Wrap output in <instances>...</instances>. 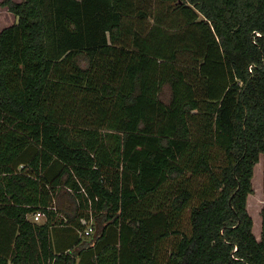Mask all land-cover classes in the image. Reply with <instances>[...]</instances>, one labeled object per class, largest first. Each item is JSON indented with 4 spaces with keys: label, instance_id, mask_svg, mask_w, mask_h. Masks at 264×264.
I'll return each instance as SVG.
<instances>
[{
    "label": "trees",
    "instance_id": "1",
    "mask_svg": "<svg viewBox=\"0 0 264 264\" xmlns=\"http://www.w3.org/2000/svg\"><path fill=\"white\" fill-rule=\"evenodd\" d=\"M1 6L0 264H264V0Z\"/></svg>",
    "mask_w": 264,
    "mask_h": 264
},
{
    "label": "rangeland",
    "instance_id": "2",
    "mask_svg": "<svg viewBox=\"0 0 264 264\" xmlns=\"http://www.w3.org/2000/svg\"><path fill=\"white\" fill-rule=\"evenodd\" d=\"M262 159H260V163L254 169V176L252 179V194L248 197L247 200V210L249 215L253 220V234L256 238L260 235V211L264 207V197L262 194ZM221 165L219 161L217 163ZM30 221H33L31 216H28ZM45 221L44 218H41L38 222L43 223ZM34 222V221H33ZM91 224H94L91 222ZM95 229V225L93 226ZM181 231L184 234H189L190 228L188 223V212H186L183 216V220L181 221ZM181 238V235H172L164 242V248L168 252L172 250L176 244V242Z\"/></svg>",
    "mask_w": 264,
    "mask_h": 264
},
{
    "label": "crops",
    "instance_id": "3",
    "mask_svg": "<svg viewBox=\"0 0 264 264\" xmlns=\"http://www.w3.org/2000/svg\"><path fill=\"white\" fill-rule=\"evenodd\" d=\"M3 1L4 0H0V31L2 29L6 28V27H9V26H11V25H13V24H15L17 22V19L11 13H9L6 8H4V7L1 6V3ZM12 1H14V2H21L22 0H12ZM35 214L29 215V216H31L32 219H33ZM41 218H44L43 215H42ZM33 221H34V219H33ZM39 221H37L36 223H38ZM40 224H42V223H40Z\"/></svg>",
    "mask_w": 264,
    "mask_h": 264
},
{
    "label": "built area",
    "instance_id": "4",
    "mask_svg": "<svg viewBox=\"0 0 264 264\" xmlns=\"http://www.w3.org/2000/svg\"><path fill=\"white\" fill-rule=\"evenodd\" d=\"M41 217H42V214H41V213H36V214L34 215V218H33V219H34V222L39 221ZM93 231H94V228H93L92 224L89 223V224L86 226L85 230H84V233H83L84 237H89V236H91V235L93 234Z\"/></svg>",
    "mask_w": 264,
    "mask_h": 264
}]
</instances>
